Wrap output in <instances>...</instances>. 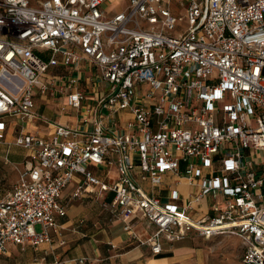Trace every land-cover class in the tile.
I'll use <instances>...</instances> for the list:
<instances>
[{"label": "built area", "instance_id": "built-area-1", "mask_svg": "<svg viewBox=\"0 0 264 264\" xmlns=\"http://www.w3.org/2000/svg\"><path fill=\"white\" fill-rule=\"evenodd\" d=\"M104 1L0 0V143L29 153L0 199V253L8 243H66L63 191L76 181L72 198L98 186L111 190L112 201L102 203L127 232L138 212L154 224L143 241L153 254L164 240L192 232L234 234L243 241L244 263L264 264V0H128L112 16ZM83 83L92 84L93 98ZM64 93L82 125L36 110L37 95ZM87 98L93 103L85 105ZM8 118L21 126L5 142ZM37 120L52 122L55 134L33 133L28 125ZM217 154L220 164L213 165ZM106 160L118 169L112 183L90 166ZM167 171L200 186L184 207L139 183H161ZM207 193H225V205L189 216Z\"/></svg>", "mask_w": 264, "mask_h": 264}, {"label": "crops", "instance_id": "crops-1", "mask_svg": "<svg viewBox=\"0 0 264 264\" xmlns=\"http://www.w3.org/2000/svg\"><path fill=\"white\" fill-rule=\"evenodd\" d=\"M106 2L109 0L104 1L103 9L112 16L121 11L127 5L128 0H113V10L104 6ZM177 12L182 13V10H177ZM83 69L85 76H90L93 73L89 63L85 62ZM54 70L67 72L70 67H57ZM82 86L86 91L92 89V84L89 83H83ZM87 94L93 98L90 90ZM91 98L85 99L84 104H92L94 100ZM35 102L36 110L48 116L52 121L60 120L73 125H82L79 111L69 105L67 93L52 95L49 99L37 95ZM6 121L5 142L12 141L21 126L18 120L13 118H8ZM28 126L33 133L46 138H51L55 134V126L52 122L37 120L29 123ZM124 131L125 129L121 127L120 132ZM2 144L4 142L0 143V145ZM220 156L219 154L215 156L213 165L220 164ZM28 157L29 153L26 150L23 163ZM90 166L106 182L112 183L118 176L117 166L110 164L108 160L101 165L91 163ZM184 168L185 164H182V170ZM211 169L212 166L202 167L203 172H210ZM75 177L80 180L82 175L76 173ZM200 177L201 175L195 176L196 182ZM139 183L149 194L160 197L163 202L174 203L180 207H184L191 196L200 189L199 185L190 183L185 174L177 176L171 171L163 174L161 183H153L150 179L142 178H139ZM75 186L76 181H72L63 191V199L69 201L67 215L60 217L66 243L61 244L57 239L53 244L44 243L38 247L29 246L25 249H22L18 244L8 243L7 251L0 253V264H86L79 261V258L83 256H87L91 260L87 264H167L171 260L170 255L164 254L166 245L171 242L164 240L163 250L159 254H153L150 245L143 243L150 238L156 230V226L149 223L141 212H138L134 217L132 234L124 229V221L109 208H103L94 217L92 216V223L89 224L84 215L86 207L82 204H74V202L91 197H98L101 201H112L114 193L111 190H101L98 186L95 193H85L82 197L72 198ZM226 199L225 193L217 195L207 193L201 199L194 201L187 213L193 218L215 214L225 205ZM74 207L77 210L72 211L71 209ZM194 233L197 234L196 232L190 234Z\"/></svg>", "mask_w": 264, "mask_h": 264}, {"label": "rangeland", "instance_id": "rangeland-1", "mask_svg": "<svg viewBox=\"0 0 264 264\" xmlns=\"http://www.w3.org/2000/svg\"><path fill=\"white\" fill-rule=\"evenodd\" d=\"M104 6L113 10V0H109ZM186 21L185 18L183 23L186 24ZM103 86L108 88L109 84L103 82ZM25 153V148L14 143L0 145V199L6 196L16 182L19 172L24 166ZM74 204H82L86 207L84 213L87 215H84L89 224L92 223V216L94 217L101 209L106 208L98 197L77 200ZM71 210H77V208L74 207ZM244 250L243 241L237 235L217 234L205 237L194 233L166 245L164 254L171 256V260L167 264H245L242 259ZM90 261L88 258L85 263H90Z\"/></svg>", "mask_w": 264, "mask_h": 264}]
</instances>
